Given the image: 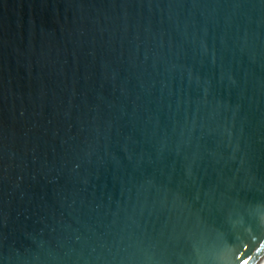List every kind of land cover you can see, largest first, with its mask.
Listing matches in <instances>:
<instances>
[{
    "label": "water",
    "instance_id": "95a60500",
    "mask_svg": "<svg viewBox=\"0 0 264 264\" xmlns=\"http://www.w3.org/2000/svg\"><path fill=\"white\" fill-rule=\"evenodd\" d=\"M264 0H0V264H261Z\"/></svg>",
    "mask_w": 264,
    "mask_h": 264
},
{
    "label": "built area",
    "instance_id": "2783aa9c",
    "mask_svg": "<svg viewBox=\"0 0 264 264\" xmlns=\"http://www.w3.org/2000/svg\"><path fill=\"white\" fill-rule=\"evenodd\" d=\"M261 264H264V261Z\"/></svg>",
    "mask_w": 264,
    "mask_h": 264
}]
</instances>
